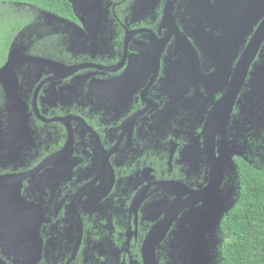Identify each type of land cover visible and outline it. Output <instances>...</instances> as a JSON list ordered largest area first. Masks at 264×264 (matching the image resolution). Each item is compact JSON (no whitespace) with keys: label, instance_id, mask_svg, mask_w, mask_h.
I'll return each mask as SVG.
<instances>
[{"label":"flooded vegetation","instance_id":"1","mask_svg":"<svg viewBox=\"0 0 264 264\" xmlns=\"http://www.w3.org/2000/svg\"><path fill=\"white\" fill-rule=\"evenodd\" d=\"M7 2L0 264H219L264 168V0Z\"/></svg>","mask_w":264,"mask_h":264},{"label":"trees","instance_id":"2","mask_svg":"<svg viewBox=\"0 0 264 264\" xmlns=\"http://www.w3.org/2000/svg\"><path fill=\"white\" fill-rule=\"evenodd\" d=\"M7 1L11 0H0V4L15 17L16 6ZM23 1L41 6L44 3V0ZM5 29L4 35L11 27L7 25ZM243 171L240 197L222 226L231 239L221 248L219 264H264V168L247 171L244 167Z\"/></svg>","mask_w":264,"mask_h":264},{"label":"rangeland","instance_id":"3","mask_svg":"<svg viewBox=\"0 0 264 264\" xmlns=\"http://www.w3.org/2000/svg\"><path fill=\"white\" fill-rule=\"evenodd\" d=\"M11 13L6 9L5 5L0 4V62L4 57L5 41L7 39L6 26L8 25V20L12 18ZM4 35V36H3Z\"/></svg>","mask_w":264,"mask_h":264},{"label":"water","instance_id":"4","mask_svg":"<svg viewBox=\"0 0 264 264\" xmlns=\"http://www.w3.org/2000/svg\"><path fill=\"white\" fill-rule=\"evenodd\" d=\"M260 43V40L258 41V44ZM252 46L253 45H251V43H250V45H249V47H248V50L247 51H249L250 52V50L252 49ZM256 49V48H255ZM11 59H12V54L10 55V59H9V61L7 62V64L5 65V66H3L1 69H0V75L3 73V72H5L6 70H8L10 67H11ZM262 69V68H261ZM259 77H263V75H262V71L261 70H259ZM259 86H260V88L261 89H264V82H259ZM255 87H257L256 85H255ZM259 88V89H260ZM220 216V218H221V216H222V214H221V210H220V212L218 213V217ZM213 221V220H212ZM220 221V219H218V221H215L214 223H213V225L212 226H214L217 222H219ZM191 264H209V261H208V257L207 256H205V258L202 260V261H193V262H191Z\"/></svg>","mask_w":264,"mask_h":264}]
</instances>
